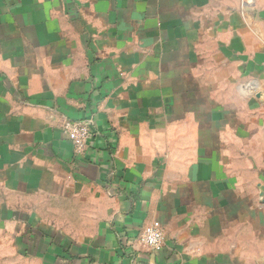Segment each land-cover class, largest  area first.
Instances as JSON below:
<instances>
[{"label": "crops", "instance_id": "0c3cea01", "mask_svg": "<svg viewBox=\"0 0 264 264\" xmlns=\"http://www.w3.org/2000/svg\"><path fill=\"white\" fill-rule=\"evenodd\" d=\"M0 264H264V0H0Z\"/></svg>", "mask_w": 264, "mask_h": 264}, {"label": "built area", "instance_id": "2783aa9c", "mask_svg": "<svg viewBox=\"0 0 264 264\" xmlns=\"http://www.w3.org/2000/svg\"><path fill=\"white\" fill-rule=\"evenodd\" d=\"M252 3L253 0H245ZM65 130L68 133L69 139L78 154H83L87 151L96 137L97 133L93 128V124L89 121L84 122H66ZM140 241L152 248L154 251H160L163 247L164 235L161 225L154 222L146 227L140 235Z\"/></svg>", "mask_w": 264, "mask_h": 264}]
</instances>
